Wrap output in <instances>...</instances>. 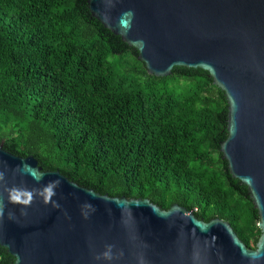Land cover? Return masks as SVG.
Listing matches in <instances>:
<instances>
[{
  "label": "water",
  "instance_id": "95a60500",
  "mask_svg": "<svg viewBox=\"0 0 264 264\" xmlns=\"http://www.w3.org/2000/svg\"><path fill=\"white\" fill-rule=\"evenodd\" d=\"M76 6L114 51L130 49L148 75H199L217 87L225 107L215 143L230 186L250 200L259 236L246 248L217 216L205 219L176 204L163 210L132 193L105 194L0 139V264H141V258L264 264V0H76ZM56 179L58 208L37 197L21 215L23 206L8 202L5 187L42 189ZM107 245L123 256L94 260Z\"/></svg>",
  "mask_w": 264,
  "mask_h": 264
},
{
  "label": "trees",
  "instance_id": "16d2710c",
  "mask_svg": "<svg viewBox=\"0 0 264 264\" xmlns=\"http://www.w3.org/2000/svg\"><path fill=\"white\" fill-rule=\"evenodd\" d=\"M224 107L206 78L114 51L76 0H0V139L105 194L217 216L253 249L258 220L214 139Z\"/></svg>",
  "mask_w": 264,
  "mask_h": 264
},
{
  "label": "clouds",
  "instance_id": "9594fccd",
  "mask_svg": "<svg viewBox=\"0 0 264 264\" xmlns=\"http://www.w3.org/2000/svg\"><path fill=\"white\" fill-rule=\"evenodd\" d=\"M127 15H131V13H128ZM25 167H30V166H22L19 171L23 172V169ZM39 177V179H41ZM0 187H4L5 184V174L4 172H0ZM61 184L60 179L52 180L49 181L42 189H28L26 187H20V186H12L10 188L5 187V191L7 192L8 196V202L14 205H22L21 207V215H26L25 209L29 207L33 201L34 198L37 197H42L43 203L48 204V203H53L54 207H59V204L55 203L52 201V197L56 195V188H58ZM4 211H5V204L3 203L2 199H0V218L4 217ZM8 218L14 220L15 219V214L12 211L8 212ZM113 245H107L106 250L101 253L100 255L94 256V260H106V261H111L114 258H119L123 256V252H120L117 254L116 257L113 256ZM141 264H143V259L141 258Z\"/></svg>",
  "mask_w": 264,
  "mask_h": 264
}]
</instances>
